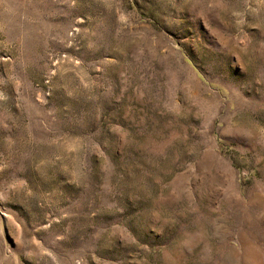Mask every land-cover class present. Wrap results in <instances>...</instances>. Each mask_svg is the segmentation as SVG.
Here are the masks:
<instances>
[{"label": "rangeland", "instance_id": "1", "mask_svg": "<svg viewBox=\"0 0 264 264\" xmlns=\"http://www.w3.org/2000/svg\"><path fill=\"white\" fill-rule=\"evenodd\" d=\"M0 264H264V0H0Z\"/></svg>", "mask_w": 264, "mask_h": 264}]
</instances>
